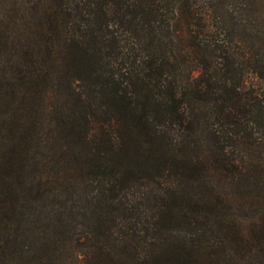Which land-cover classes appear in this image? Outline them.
<instances>
[{
  "label": "trees",
  "instance_id": "1",
  "mask_svg": "<svg viewBox=\"0 0 264 264\" xmlns=\"http://www.w3.org/2000/svg\"><path fill=\"white\" fill-rule=\"evenodd\" d=\"M0 264H264V0H0Z\"/></svg>",
  "mask_w": 264,
  "mask_h": 264
}]
</instances>
